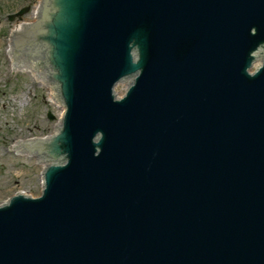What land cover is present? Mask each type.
I'll use <instances>...</instances> for the list:
<instances>
[{
	"label": "water",
	"instance_id": "obj_1",
	"mask_svg": "<svg viewBox=\"0 0 264 264\" xmlns=\"http://www.w3.org/2000/svg\"><path fill=\"white\" fill-rule=\"evenodd\" d=\"M23 23L9 73L47 69L58 134L8 147L41 172L0 203V264H264V0H43Z\"/></svg>",
	"mask_w": 264,
	"mask_h": 264
},
{
	"label": "rangeland",
	"instance_id": "obj_2",
	"mask_svg": "<svg viewBox=\"0 0 264 264\" xmlns=\"http://www.w3.org/2000/svg\"><path fill=\"white\" fill-rule=\"evenodd\" d=\"M32 2L0 0V203L4 196L21 192L38 197L41 164L8 147L12 140L50 136L60 113L56 104H48L47 86L30 81L27 72L9 73L6 36L17 26L7 17L26 6L30 10L17 22H30ZM49 113L53 120L48 119Z\"/></svg>",
	"mask_w": 264,
	"mask_h": 264
},
{
	"label": "bare ground",
	"instance_id": "obj_3",
	"mask_svg": "<svg viewBox=\"0 0 264 264\" xmlns=\"http://www.w3.org/2000/svg\"><path fill=\"white\" fill-rule=\"evenodd\" d=\"M16 152V151H15ZM17 153H20V152H17Z\"/></svg>",
	"mask_w": 264,
	"mask_h": 264
}]
</instances>
